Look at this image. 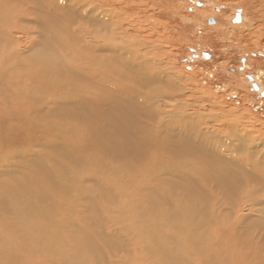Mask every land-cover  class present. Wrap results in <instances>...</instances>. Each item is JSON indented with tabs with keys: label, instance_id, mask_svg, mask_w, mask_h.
Masks as SVG:
<instances>
[{
	"label": "bare ground",
	"instance_id": "1",
	"mask_svg": "<svg viewBox=\"0 0 264 264\" xmlns=\"http://www.w3.org/2000/svg\"><path fill=\"white\" fill-rule=\"evenodd\" d=\"M35 1L41 5L45 3V0ZM50 1L52 9L50 14L54 17H58L55 14L57 9L62 19L65 12L70 10L74 12L72 21L62 22L60 25L59 29L63 35L61 38L64 40L58 36L56 39L49 36V29L47 31L45 28L47 24L45 25V21H41V18L39 19L41 24L38 20L34 21L35 25L38 23L37 27L28 24L25 15H31V13L23 14L16 7H13L14 12H10V6L0 0V45L5 42L8 45L3 49L4 53L0 52L3 55L0 57V264H110L111 261L106 259L109 254L117 257V261L112 264H130L131 262L132 264H264V251L259 246L264 247V211L261 207L264 204V195H256L261 193L260 188L264 190V148L261 151L257 150L264 143L259 137L249 133L250 130L243 131L246 129L240 123L235 124L226 120L222 122V125H214L215 128L210 129L211 127L205 126L203 121L195 119L193 115L198 114L196 110L192 113L184 111L183 113L186 114L177 116L175 109L180 105L177 99L181 94V88L178 89L174 81L167 77L160 63L152 64L150 60L145 62L147 58L144 52L146 51L143 52L141 45L136 40H132V37H125V34L130 35L125 29L126 26L124 27L126 21L116 19V16L108 10H105V13L94 14L98 6L97 1ZM67 3L70 5L68 6ZM74 5L77 7L74 8ZM170 6L159 0L154 2L155 9L172 11L174 17L175 9L173 10ZM246 7L250 9L249 5ZM46 9L49 8L46 7ZM54 17L52 18L56 19ZM48 20L52 21L50 17L47 18ZM82 21L86 23V26L101 25L104 29L102 32L88 29V27L84 29L80 24ZM38 26L40 31L37 30ZM95 27L90 26V28ZM15 31L21 35L15 36L13 34ZM23 37L33 39L35 44L31 42L32 50L22 46L21 38ZM38 39H40L39 43H37ZM57 39L58 42H56ZM54 42L61 51L58 55L54 51L56 48H53ZM50 45L54 50L50 49ZM9 47L11 50L8 52ZM130 48H137L136 54ZM108 55L113 57L109 56L110 61L107 58L108 62H105L103 57ZM10 57L16 59V64L20 62L19 65L17 64L22 69L18 72L19 78H17L18 75H12L13 71L2 72L7 69ZM62 61L65 63H61ZM47 63L50 65L48 66ZM111 63L121 65L126 72L137 76L139 80H133V83L136 84L135 87H138L125 86L126 83L121 77L116 80L110 73L116 65L112 67ZM53 65L59 72L43 71V67L51 68ZM37 66L41 67V72L39 69L38 72H26L27 68L30 70ZM18 68H16L17 71ZM9 76L16 78L12 77L9 80ZM61 78L66 84L61 81ZM76 79L79 82L74 83ZM257 80L258 77L254 81ZM155 83L163 84L170 90L172 88L178 90V93L167 92L163 95L161 94L162 91L165 93L163 89L156 93L157 90L153 87ZM112 86L117 87L114 89V87L111 88ZM142 89H151L152 94L145 95ZM110 100L120 105L127 103L134 111L143 108L140 113L144 112V107H150L154 111V114L147 112L150 117L159 116L163 119L168 115L166 125L170 131H172L170 118H173L174 127L181 128L183 123L188 125L191 134L197 141L205 144L206 147H204L208 152L223 155L229 150L238 152L245 148H248L250 152L259 151L255 158L253 155L248 157L249 152L245 158L235 155L232 159L226 158L220 161L225 165H239L241 169L246 170L248 178L250 177V181L256 186L253 189L240 190L237 193L239 203L229 204L227 209L234 216L230 217L232 221L225 223L228 219L226 221L223 217L222 221L219 220L221 217L215 210L216 204L209 216L207 210L190 204L191 200L187 199L189 201L187 202L184 199L185 207H183L184 203L180 198L172 202L173 199L168 195L161 194L159 198L169 202L171 209L169 212L173 218L172 222L164 221L162 219L164 213L160 215L156 212L157 200L149 201L148 195H153L158 190H166L167 187L164 184L168 183L162 178L164 174L168 176L171 174L170 171H173L172 174L178 175L177 169L192 165L191 161L180 163L177 150L179 148L183 150V147L178 146L179 143H176L173 134L170 133V137L174 140H159V136L164 132L159 128L161 126L155 128L144 122L136 123L122 133L126 127L116 124L115 119L118 116L113 112V107L109 106ZM162 102L168 104V111ZM71 107L74 109H70ZM119 112L124 114L126 111L120 107ZM126 114L133 116L127 112ZM174 115L179 118H175ZM66 120L71 124H64ZM138 121L142 122L141 119ZM189 121L192 123H188ZM199 123H201V129ZM194 124L197 128H194ZM137 126L143 130V136L140 135ZM232 130L241 135L236 137L238 143L235 141L234 144H226L225 142L223 146L216 143L219 135H225L224 132L227 134ZM131 139L142 141L138 146L141 149H136L138 151L136 155H132L135 144L131 143ZM255 142L257 144H254ZM118 144L123 150L122 155L126 156L121 163L125 162L128 165L127 168L123 164L115 163L118 161V157L115 158L119 150ZM62 150L64 151L61 152ZM52 152L64 153V163L76 164L74 175L65 168L66 164L58 162V155L56 158ZM8 153L10 156L2 161L1 158ZM166 154L171 156L167 160L173 159L171 163L165 161ZM129 158L131 160H128ZM209 164L213 166L211 162ZM133 165L139 168L135 175L129 173L132 172ZM214 165L217 164L214 163ZM121 166L122 168H119ZM23 167H33L30 170L32 174L29 172L28 175L24 174ZM188 171L185 176H190L191 173L189 174L190 171ZM123 172L124 175L121 176L120 173ZM166 179L168 180L167 177ZM241 179L246 180L243 176ZM87 183L92 185H85ZM50 184L55 190L48 188ZM119 186H125V189L119 190ZM167 186L172 190L171 184ZM126 188L133 190V193L127 194ZM58 191L63 197L61 201H58ZM100 193L102 196H107V202L110 201L102 206L103 209L96 200ZM133 194L134 199L129 200L128 197H132ZM173 194H171L172 197ZM89 198L94 200L90 199L91 202H89ZM116 199L121 202L118 205L112 204L111 202ZM79 203L85 205L87 213L91 212L86 220V225L92 228L90 230L73 224L78 225L79 222L71 219V206ZM110 203L112 207L109 206ZM259 207L262 209H258ZM132 211L136 216L132 214ZM253 213L261 214L259 216L256 214V218L255 215L252 217ZM168 215L165 217L166 220L170 217ZM250 218H256V221L252 223L251 220L255 219L250 220ZM251 223L258 228L257 233H252ZM240 224L243 227H240ZM239 229H243L240 235H252L253 238L245 242L237 238L238 242L233 243L235 236H239ZM93 230L99 232V237L104 242L103 245L108 253L98 248L96 242L100 239L96 238L98 235ZM12 243H19L21 245L19 250L25 251L22 254L19 250L11 251ZM234 246L236 249L233 251ZM112 249L118 251H110ZM117 254L120 256L118 257ZM140 259L143 263H140Z\"/></svg>",
	"mask_w": 264,
	"mask_h": 264
},
{
	"label": "rangeland",
	"instance_id": "2",
	"mask_svg": "<svg viewBox=\"0 0 264 264\" xmlns=\"http://www.w3.org/2000/svg\"><path fill=\"white\" fill-rule=\"evenodd\" d=\"M2 1L3 3L5 2L8 4V6H10L9 7L10 12H14L13 7H16L23 14L31 13V15H28V14L27 16L25 15V17L27 18L29 16L28 18L29 20L26 18L27 20L26 22L28 24H31L34 26L35 20H38V23L40 24H41V21H45L44 24L45 25L47 24L46 25L47 27L45 28L47 29V31L49 29L50 35L49 34L48 35L51 36L52 38L54 37V39L58 37L60 38L63 37L61 33V29H59L61 28L60 25H62V22L66 23V21L73 20L72 17L74 15V12L71 10L70 12H65L64 14L65 16L63 19L60 17L58 9L57 11H55V14L58 15V17L52 16L50 14L51 12L50 10H52L51 5L49 4L51 2L50 0L48 1L45 0V3L42 4L43 6L40 3L36 2L35 0H15V2H13V0H2ZM95 1H97L96 4L98 6L96 7L94 14L105 13V10H108L109 13H113L114 16H116V19L118 20L121 19L124 22L126 21L124 23V27L126 26L125 29L131 36L130 35L128 36L127 34H125V37H132V40H136L139 43V45H141L143 52L146 51L144 52L147 58L145 59V62H148L150 60L152 64L160 63L161 69L167 74V77H169L170 79L174 81L178 89L181 88L180 89L181 94H179L178 99H177L180 105L178 107L176 106L177 109H175V113L177 114V116H180L181 114H186V113H183L184 111L192 113L193 110L194 111L196 110L198 111V114L193 115L194 117H196L195 119H198V121L200 120L203 121L205 126L208 125L209 128L211 127L210 129L215 128L214 125H218V126L222 125L226 120L229 122H233L235 124L240 123L246 129L243 131L248 132L250 130L249 133L251 132L253 136L259 137V139L264 143V0H159L165 4H168L169 6L172 5L173 10L175 9L174 14H176L174 17H173L172 11L167 12V11H159L155 9L154 2L156 0H94V2ZM245 4H247L246 6L249 5L250 9H247ZM32 5L33 7H31ZM67 5L69 6L70 4L67 3ZM45 6L49 9H46ZM75 7H77V5H74V8ZM38 10H40L41 12ZM34 12L37 15H35ZM238 14H241L242 20L238 23H234V19L236 18ZM49 17L51 18L52 21H49V20L47 21V18L49 19ZM52 17L56 19H53ZM21 23L23 22L21 21ZM84 23H85L84 21L80 22V24L83 26L84 29H87L88 27V29H95L99 32H102V30L104 29L101 25H98L95 27L94 25L92 24L89 25L87 23L88 25L86 26V23L85 24ZM36 25L35 27H37ZM40 26L43 27V25H40ZM90 26L95 27V28H90ZM37 30L40 31L39 26ZM13 34L17 37L21 35L16 31ZM38 41L40 42V39L37 40V43H39ZM31 42L35 44L33 39L30 40V39H27L26 37L21 38V44L23 47H25V49L32 50L31 47L33 44ZM56 42H58V39L56 40ZM2 44L0 45V49H1L0 52H3V49L8 47L6 42ZM5 44H6V47H4ZM53 46L50 45V49L54 50L53 48H56L54 50L55 53L57 55L58 53L60 54L61 51L59 50L57 43L54 42ZM130 49L133 50L134 53L135 51H137V48H130ZM10 50L11 49L9 47L7 51L9 52ZM57 50H59V52H56ZM109 56L111 58L113 57V55H108V56L103 57L105 59V62L110 61ZM0 57H3V55L0 54ZM107 58H108V61H107ZM14 59L15 58L13 57L9 58L10 61L7 62L8 67L7 69H4L2 72H7L8 70L9 72L13 71L12 75L14 74L18 75L17 78H19L18 72H21L20 70L22 69H20V67L18 66L20 62L17 63L18 64L17 65L16 64L17 61L16 59L15 60ZM98 59H100V57ZM69 62H73V60H69ZM139 62L141 63V61ZM61 63H65V61H62ZM245 63H247L246 66H245ZM49 65L50 64H48V66ZM115 65L116 64L113 63L112 67ZM115 67H117V69ZM115 67H113L112 72L110 73L114 76L116 80L117 79L119 80L121 77L122 80L125 81L126 83L125 86L132 87V88L138 87V86L135 87L136 84L133 83V80L134 81L139 80L138 78H136L137 76H132L131 75L132 73L126 72V69L123 68L121 65L119 66L116 65ZM16 68H18V71ZM38 69H39V72H41L40 71L41 67L39 66H37V68L36 67L31 68L30 70L29 68H27L26 72L28 71L38 72ZM114 70L115 72H113ZM43 71L44 72L54 71V73L59 72L58 68L56 69L55 65H53V67L51 68L43 67ZM61 71L64 72L63 70ZM23 72H25V70H23ZM12 77L13 79L16 78L15 76H12ZM12 77L10 78L9 76L8 77L9 80L12 79ZM256 77H258V80L254 81ZM61 81L66 84L63 78H61ZM77 82L79 81L76 79L74 83H77ZM113 87L115 89V87L117 86H112L111 88ZM153 87L155 88V90H157L156 93L160 92L163 89L165 91V93L163 91L161 92V94L163 95H166L167 92L169 94L170 92L176 93V94L178 93V90H175L173 88L172 90H170L167 88V86L163 84L159 85V83H155ZM142 93L145 95L152 94L151 89L150 90L142 89ZM112 102L113 100L109 101V106L111 105V107H113V110H114L113 112L118 116V118L115 119V121H117L116 124L123 125L126 127L122 131V133H125V131L128 128H131L136 123L144 122L145 124H149L155 128L161 126L159 128H161V130L163 129L164 132H163V135L159 136V140L170 141L171 139L174 140L175 138L176 143L178 142L180 144V145L178 144V146L183 147V150H181L182 148L181 149L179 148L177 150V152H179L178 157L180 158V163L188 162V161L190 163L191 161L192 165L187 166L186 168L181 167L180 169H177V172L174 171L178 173V175L172 174L173 171H170L172 175L169 174L168 176H166L164 174V176L162 177L164 182L171 184V187H173L172 190L169 188V186H167L168 184H164V182L162 183V181H160L162 184L166 185L167 187L166 190L164 189L160 191L158 190L153 195H148L149 201L157 200V203H156L157 211L156 212L160 215H163L164 213L163 215L164 218L162 217L164 221L172 222L173 218H172V214L169 212L171 211L170 206L168 205L169 202H165L162 199H160L159 197L161 194L168 195L169 198L173 199L172 202L174 201V199H177V198H180L183 203H184V199L191 200V202H189L188 200L187 202L197 207L199 206V208L202 207V209H205V211L207 210V213L209 216H211L212 210H214L217 207L215 210H217V214L220 213V217H221L219 218L220 221H222L223 218L226 219V221L228 219V221L225 223H229L230 220L232 221L230 217H234V216L232 213L229 212V209H227V207L229 206L230 203H234V205L236 203H239L240 200L238 199L239 196L237 193L240 190L253 189L255 184L250 181L249 179L250 177L248 178V174L246 173V170L241 169L239 165H231V164L225 165L223 162L221 163L220 161L226 158L232 159L235 157V155L245 158L250 152L248 148L239 150L238 152H234V150L233 151L229 150L230 152L227 151L223 155L208 152L207 148H205L206 147L205 144H202L201 141L199 140L197 141L194 135L191 134V132L189 131L188 125L183 123L181 124L182 126L181 128L174 127V123L172 121L173 118H170L171 125H172L171 127L172 131H170L168 130V127L166 125L167 119L169 118L168 115H166L163 119H160L159 116L150 117L147 114V112L154 114V111L150 107H144L145 108L144 112L140 113L141 109L143 108L141 109L137 108L138 110L134 111L131 105H127V103L126 105L123 103H121L120 105V104H115ZM162 103L163 105H165L164 108H166V110L168 111L169 110L167 108L168 104H166L165 102H162ZM120 107H123L124 111H126L129 114H133V116L132 117L129 116L128 114H126V112L124 114L123 112L122 113L119 112ZM70 109H74V107H71ZM245 113L247 115H245ZM97 114L99 115V113ZM175 115L174 117L176 118L177 116ZM223 118L225 120H223ZM140 119L142 122L138 121ZM159 123L161 124L159 125ZM188 123H192V121H189ZM64 124L70 125L71 123L70 121L67 122L66 120ZM199 126L201 129V123H199ZM137 127L139 129V126ZM194 128H197L195 124H194ZM139 132H140V135L143 136L144 134L143 130L139 129ZM170 133L174 135V138L170 137ZM224 134L225 135L223 134L219 135V138H217V142H216L217 144L220 143L222 146L224 145L225 142L226 144L228 143L234 144L237 139L236 137H238V135L239 137L241 136L239 133L238 134L235 133V130L228 131L227 134L224 132ZM257 142H255L254 144H257ZM131 143L135 144L134 150L132 151V155H136L138 153L136 149L138 150L141 149L138 146L141 145L142 141L137 140V139H131ZM236 143L238 142L236 141ZM119 145L120 144H118L117 146L119 147ZM263 148H264V145L260 147L259 149L257 148L255 149L261 151ZM118 149L119 150H117L116 155H115V158L118 157L117 158L118 161H115V163L116 164L118 163L119 165L123 164L125 167L128 166L126 165L125 162L121 163V160L126 159V156L122 155L123 154L122 148L119 147ZM257 150H252L250 154L248 155V157L253 155L255 158L259 154V151ZM63 151L64 150H62L61 152ZM60 153L57 154L56 152H52V154L56 158L58 155V162L61 164H66L67 166L65 168L71 171L72 174L74 175L73 172H75L74 169L76 170V164L73 162L64 163V159H65V157L63 156L64 153L63 154H60ZM263 153H264V150H263ZM9 154L10 153L4 155L1 158L2 161H5L10 156ZM191 155H193V157H191ZM205 156H206V159H205ZM169 157H171L169 156V154L165 155V161L167 163L168 161L169 163L173 161V159L167 160V158ZM128 160H131V159L129 158ZM210 162L213 164V166L209 164ZM70 163L72 164L69 165ZM214 163L219 165V167H224V168H219V167L217 168V165L215 166ZM155 167L156 166H154V168ZM199 167L201 169H199ZM32 168L33 167H30V168L23 167L22 172L24 174L26 173L27 175L29 173L32 174L30 171ZM119 168H122V166ZM138 169L139 168L137 165H133L132 172H129V173L132 175H135L137 174ZM187 171L189 172V174L191 173L190 176L188 175L185 176L186 175L185 173ZM120 175L123 176L124 172L120 173ZM182 175L184 176L182 177ZM165 176L168 178V180L166 179ZM193 176H195L196 179ZM241 176L245 177L246 180L241 179ZM225 178L226 179L228 178V179L224 180ZM89 184L87 183L85 185H89ZM188 186L189 187L191 186V187L189 188ZM48 188L55 190V188L51 184H50V187L48 186ZM118 189L119 190L125 189V186H119ZM180 189L184 191H181ZM262 190L263 189L260 188L259 191L261 193H256V195H259V194L264 195V190L263 192ZM132 191L129 188H126L127 194L133 193ZM185 192L187 194H185ZM58 193H59L58 201H61L63 197L59 191ZM171 194H173V197ZM131 196L132 197L127 196L129 200L134 199L135 197L134 194ZM103 197L106 198L107 196H102L100 193L96 197V200L101 205L102 209H103L102 206L105 205L107 202V198L104 199ZM90 199L94 200L93 198H89L88 199L89 202H91ZM113 201L114 202H111V203L117 204V205L121 202V201H118L117 199ZM109 202L110 201H108L107 203ZM111 203L109 204V206H111ZM202 203H205V205L204 204L202 205ZM210 204H212V206ZM262 205L263 206L261 207L263 208V211H264V204ZM183 207H185V203L183 204ZM261 207H259L258 209H262ZM71 210H72L70 212L71 219H76L79 222L78 225L77 223H73L74 225L76 226L81 225L82 227L81 226L80 227L82 229H88V230L92 229L91 227L86 225V222H87L86 220L88 219L87 217L91 212L87 213V210L83 203H79L77 205L71 206ZM65 213L68 214V212H65ZM132 214L136 216V214H134L133 211H132ZM256 214H258L257 216H259L261 213H253L252 217L254 215L256 217ZM167 215L170 216L171 218L168 217L166 220L165 217H167ZM256 218H250V220L255 219V220H251V222L253 223L254 221H256ZM234 222H235V219L233 218V223ZM240 227H243V225L240 224ZM251 228L253 231L252 233H257L258 228L256 227V225L253 226L252 224ZM211 229L212 228H210V230ZM241 231L243 232V229L238 230L239 236L237 237L235 236L233 243L238 242L237 241L238 239L240 241L245 242L253 238L252 235H248V236L240 235ZM93 232L95 233L96 231L93 230ZM95 234L98 235V237L96 238L100 239L98 240L99 242L98 241L96 242L98 248L102 252L105 251L106 253H108V250H106L103 245L104 242L99 237V232H96ZM160 238L162 239V237ZM164 243L166 244V241ZM259 246L261 250L264 251V247L262 245H259ZM132 248L133 247L131 246L130 247L131 252H132ZM251 248L252 246L250 245V249ZM19 249H21V245L19 243H12L10 246V250L13 252ZM235 249H236L235 246L232 247L233 251ZM24 251L25 250L23 251L19 250V253L22 254ZM110 251L115 252L118 250L112 249ZM126 253H128L127 249H126ZM112 255L113 254H109L107 255V258H106V259H109V261H111L110 264L117 261V257L114 255L112 256ZM118 255L120 256V254H117V256ZM109 256L111 257V260ZM140 261H141L140 263H143L141 259ZM102 264H105V263H102ZM130 264H132V262Z\"/></svg>",
	"mask_w": 264,
	"mask_h": 264
},
{
	"label": "water",
	"instance_id": "3",
	"mask_svg": "<svg viewBox=\"0 0 264 264\" xmlns=\"http://www.w3.org/2000/svg\"><path fill=\"white\" fill-rule=\"evenodd\" d=\"M240 17L238 16V18L234 21L235 23H238V22H240Z\"/></svg>",
	"mask_w": 264,
	"mask_h": 264
},
{
	"label": "flooded vegetation",
	"instance_id": "4",
	"mask_svg": "<svg viewBox=\"0 0 264 264\" xmlns=\"http://www.w3.org/2000/svg\"><path fill=\"white\" fill-rule=\"evenodd\" d=\"M238 16L240 17V19H242L241 18V14H238L237 16H236V18L234 19V21L238 18ZM235 23V22H234Z\"/></svg>",
	"mask_w": 264,
	"mask_h": 264
}]
</instances>
